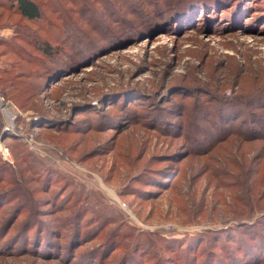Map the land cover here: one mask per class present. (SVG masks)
Instances as JSON below:
<instances>
[{
    "label": "rangeland",
    "instance_id": "rangeland-1",
    "mask_svg": "<svg viewBox=\"0 0 264 264\" xmlns=\"http://www.w3.org/2000/svg\"><path fill=\"white\" fill-rule=\"evenodd\" d=\"M37 1L34 24L0 9V69L23 27L75 62L37 95L50 131L3 98L0 264H207L264 224V142L240 139L264 121V0L225 21L186 0L157 30L171 0Z\"/></svg>",
    "mask_w": 264,
    "mask_h": 264
},
{
    "label": "trees",
    "instance_id": "trees-1",
    "mask_svg": "<svg viewBox=\"0 0 264 264\" xmlns=\"http://www.w3.org/2000/svg\"><path fill=\"white\" fill-rule=\"evenodd\" d=\"M161 1L165 3L167 0ZM258 3L261 4L260 0H209L204 7L210 8L211 11H207L204 19L200 20L206 21L208 18H212L225 21L224 18H230V15H238L239 18L236 20H240V15H242L244 11H249V8L252 9L256 7ZM186 4H188L186 0H171L168 7H164L168 9L169 14L161 21H159L157 17H153L149 24L151 27L152 25L154 26V30L163 28L172 29L175 25V20L180 23L185 19L182 18L187 16L186 18L192 21V16L196 11L191 7L188 8ZM182 5H184L183 8H181ZM240 6H242V8H240ZM0 9L11 11L13 14L18 15L21 21H25L29 24H34L42 20L44 16L43 9L38 4L37 0H0ZM158 9L160 10L161 8ZM255 11L259 10L255 8ZM147 19H150V16L147 17ZM232 20H235V17H233ZM16 24L18 25L17 28L21 27L19 22ZM135 24L136 23H133L131 26ZM23 28L25 37L28 39L27 43H23L28 48H21L20 46H13L12 44L9 45L12 48L9 53L13 61L10 64L11 68L0 69V94L2 95L1 97H5L16 103L20 109H35L32 115L33 117H30L32 122L36 121L35 124H37V126H42L44 130L50 131L55 121L50 119L48 109L43 107L41 102L40 104L37 102V95L39 93H45L42 88L46 84H49L51 81H58V78L64 74L66 67L71 66L75 62V59L67 58L62 63L60 61L62 59L58 53L52 50L58 49V45L52 47L49 41L43 42L34 37L31 29ZM135 30L141 32V30H137V25H135ZM2 46H6V43H3ZM63 51L64 50H60V52ZM38 59H40L42 63ZM43 60H46L45 66L43 65ZM40 72L43 74L42 77L39 75ZM40 79L42 81L39 82ZM4 103H6L5 99ZM3 114L4 113L0 109V131L5 121ZM73 117L74 115H71L70 121L61 122L58 131L61 132V129L67 130L74 126L70 123ZM253 122L256 124L255 127L250 125L249 129H247L248 135L240 138L245 139L249 145H253L258 141L264 142V121L255 119ZM71 130L72 129L69 131ZM8 134L4 135L3 138H7L9 136ZM240 134H238L239 137L241 136ZM248 136H252V139L247 138ZM229 241L236 245V249H232V251L228 248V253H226L225 249H223L224 247H222L223 250H221V252L223 251L222 253L224 255H221V258L215 255L214 250L210 251L213 258L211 261L208 260L207 264H234V262L242 261V259L245 263L247 262L246 264H264V224L255 222L249 228L239 231L238 241L230 237ZM214 246H220L218 241L213 243V247ZM236 254H239V258H237ZM231 256L234 258L233 261L228 260ZM248 256H251V261H247Z\"/></svg>",
    "mask_w": 264,
    "mask_h": 264
},
{
    "label": "built area",
    "instance_id": "built-area-1",
    "mask_svg": "<svg viewBox=\"0 0 264 264\" xmlns=\"http://www.w3.org/2000/svg\"><path fill=\"white\" fill-rule=\"evenodd\" d=\"M4 99L3 97L0 96V109L2 110V112L5 114L6 113V110L8 111L9 109H7L5 106H4ZM6 115V114H5ZM7 117V116H6ZM8 119V117H7ZM9 121V124L11 125L12 121L10 122V120L8 119ZM0 156L5 159V160H9L10 159V153H9V150L7 147H4L0 144ZM9 158V159H8Z\"/></svg>",
    "mask_w": 264,
    "mask_h": 264
},
{
    "label": "bare ground",
    "instance_id": "bare-ground-1",
    "mask_svg": "<svg viewBox=\"0 0 264 264\" xmlns=\"http://www.w3.org/2000/svg\"><path fill=\"white\" fill-rule=\"evenodd\" d=\"M5 114L8 117V119L10 120V122H11L12 121L11 112L9 110L8 111L6 110V113Z\"/></svg>",
    "mask_w": 264,
    "mask_h": 264
},
{
    "label": "water",
    "instance_id": "water-1",
    "mask_svg": "<svg viewBox=\"0 0 264 264\" xmlns=\"http://www.w3.org/2000/svg\"><path fill=\"white\" fill-rule=\"evenodd\" d=\"M4 106H5L7 109H9V108L11 107V104H10V103H6V104H4ZM2 139H3V137H2Z\"/></svg>",
    "mask_w": 264,
    "mask_h": 264
}]
</instances>
